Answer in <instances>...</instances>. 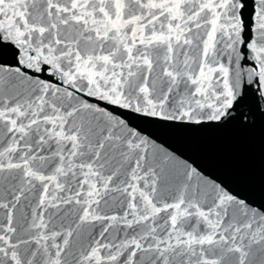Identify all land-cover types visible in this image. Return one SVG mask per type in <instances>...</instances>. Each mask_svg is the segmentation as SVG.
Instances as JSON below:
<instances>
[{
  "label": "snow or ice",
  "instance_id": "obj_1",
  "mask_svg": "<svg viewBox=\"0 0 264 264\" xmlns=\"http://www.w3.org/2000/svg\"><path fill=\"white\" fill-rule=\"evenodd\" d=\"M0 264H264V0H0Z\"/></svg>",
  "mask_w": 264,
  "mask_h": 264
}]
</instances>
